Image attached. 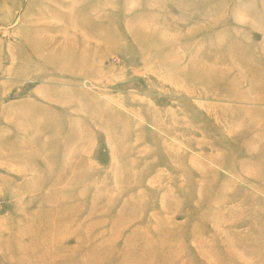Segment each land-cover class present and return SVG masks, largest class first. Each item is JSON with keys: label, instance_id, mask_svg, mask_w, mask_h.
Returning a JSON list of instances; mask_svg holds the SVG:
<instances>
[{"label": "rangeland", "instance_id": "374dc122", "mask_svg": "<svg viewBox=\"0 0 264 264\" xmlns=\"http://www.w3.org/2000/svg\"><path fill=\"white\" fill-rule=\"evenodd\" d=\"M0 264H264V0H0Z\"/></svg>", "mask_w": 264, "mask_h": 264}]
</instances>
